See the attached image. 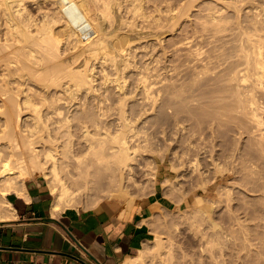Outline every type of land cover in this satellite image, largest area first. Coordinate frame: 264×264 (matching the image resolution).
<instances>
[{
	"label": "bare ground",
	"instance_id": "bare-ground-1",
	"mask_svg": "<svg viewBox=\"0 0 264 264\" xmlns=\"http://www.w3.org/2000/svg\"><path fill=\"white\" fill-rule=\"evenodd\" d=\"M160 1L165 0H159L158 2ZM188 1H192L193 3L194 0ZM131 2L132 1L128 2V4H131ZM133 2L131 9L129 8L130 5H124L122 0H0V94L3 97V95L7 93V96H4L6 98H2L3 101H5L3 105L1 104L3 106L2 113H4V115L1 116L4 117L3 122L1 121L2 123H0L1 219L9 216L10 209H13V206L7 199L6 195L11 190V184L8 181L14 179L15 176L6 177V174L13 173V171L17 169L19 174L16 179L20 178L19 180H21L25 174H28L27 168L29 165L43 170L47 169L52 177L58 181L59 191L57 192L54 201L55 208H64L62 207V204H68L70 206V203L75 200L74 197L76 198L75 195L77 193V195H79V190L76 191L72 189L69 183L63 179L58 167L61 156L57 148L60 146L58 143L63 135L62 132L65 131L71 136L69 139L70 141L75 134L74 130L76 126H78L79 131H81V135L87 144V149L85 150L86 155H83V157L81 155H76L74 152L75 150H73V145L69 146L66 153H70L73 157L79 158L80 161H85L84 166L81 164V167L82 173L85 176L84 182L86 188L96 185L98 181H101L106 176H109L107 182L108 185L112 186L114 184H119L121 183L120 179L124 174H131L136 171L138 166H141V144L137 142L135 143V140L137 139V131L131 127V120L124 107L127 98L126 96L128 94L126 91V75H124L125 77L123 76L124 78L118 77L121 64L125 61L124 66H126L122 68H127L128 70L127 65H130L128 64V61L130 59L132 60L134 57L132 54L133 57L131 58V55L128 59L127 54L130 53L126 51L131 47L130 43L133 40L131 37L134 33L133 27L136 25L133 22H135L134 20L137 18L132 19L134 16L129 18L130 15L125 13L134 10L133 14H138L139 12V14L142 15L145 11V9L143 12L140 11L141 8H144V5L141 6L140 1L138 2L137 0L135 2H138V4ZM216 2H218V0L214 1V6H216ZM167 3L168 5L171 4L170 2H165V4L162 2L161 4L166 6ZM225 3H227V1ZM47 4L51 5L50 7L52 9L47 10ZM161 4L159 3V7L162 6ZM189 4H191V2ZM189 4L187 3L188 6ZM213 5L210 4V6H212L211 10H206V13L209 12L208 15L205 14L206 19L204 21L201 19L203 22L199 20L203 23L201 31H207L210 29L217 31L227 30L228 28L225 25L227 17H224L225 22H221L224 20L223 16L225 15V12L223 11L225 8L224 6L226 5L219 6V4H217L219 6L218 8ZM171 6L172 4L167 9H173ZM32 8L36 11H33ZM155 9L153 10L156 12L159 8L157 7ZM161 9L162 7L160 8V11L167 10L166 8ZM187 9H189V7H187ZM238 9L240 8L238 7ZM153 12L154 11H152V16H150L152 17V20L153 14L155 13ZM251 12L249 14H253ZM160 13L162 12H158V15H160ZM168 13L169 11H167V14ZM256 14L258 13H255V16ZM125 15H128V17ZM161 16H157V19ZM202 16L201 18H203ZM255 16L254 20L258 17ZM144 17L143 20H146L147 17L149 18V16L146 18ZM163 17L165 18L166 16ZM196 17L198 18V16ZM247 17L248 20H252V24L255 22L253 21V18L249 19L250 17ZM126 18H129L130 20H127ZM171 19L172 16L170 18L171 22L168 24L167 21L166 23L168 26L172 24L173 19ZM160 20L165 21L168 20V18H161ZM152 22L155 26V22L157 21L155 19V21L153 20ZM143 23L144 22L142 21L141 25ZM162 23H160V28L163 26ZM256 23L257 18L254 23L255 25L248 23L247 25L249 26L246 25L247 27H243V25H241L243 23H239L241 25L238 24L239 29L236 31L234 30L231 33V36L233 35L234 39H230L231 44L228 45L226 42H223L220 47L217 46V48L214 49L210 48L211 46L206 48V46L202 44L204 41L195 40L198 36L202 38V34L205 35V32L201 33L199 31V26H197V29L198 33H201H199L200 35H197L198 33L195 32L197 29H193L194 32L191 31L194 34L196 33L197 37H193L195 39L191 38L192 33L190 35V32L188 33L192 27L187 30V143L191 144V138L193 139L194 136L199 140L198 142H200V140L202 142L205 134L203 133L204 130L201 131L200 128L202 127V124L205 123L207 125L208 122L210 124L208 126H211V129H215L218 125L223 126V124L225 125L231 122L236 124L239 123V125L240 123L242 125V122L245 121L247 123L250 122L253 123L252 125L257 127V129L264 124V117L262 118V113L260 114L259 112V109H261L260 106L262 105V102L260 101L261 99L259 100L261 94L258 93H264V91H261L264 89V27H262V25L259 26L258 23ZM147 24L142 26H146ZM190 24L191 23H189V25ZM158 25L155 27L158 28ZM189 25H187V27ZM170 26L173 27L172 25ZM190 26L194 25L191 24ZM146 27L148 28V25ZM147 28L145 29L147 30ZM160 28L159 30H161ZM169 28L170 27H168V29ZM136 29L143 30L144 28L136 27ZM163 29L161 31H164ZM170 30L172 29L170 28L168 31ZM132 31L133 33L131 34L130 32ZM214 32L216 33V31ZM151 33L148 35H151ZM165 33L167 34V32ZM92 34H94L95 37L93 36V39L90 38V45H85L87 55L85 54V56L82 57L83 59L80 58L81 56L79 57L80 59L76 56L78 55L76 54L77 52L71 54L72 49L69 44L71 42L68 43L67 39L70 41L71 39L75 40L73 41V44L76 46L78 43H76V41H79L81 44V41L86 35H89L88 37H90ZM130 34L132 35L131 37ZM138 34L140 33H137V35ZM153 34L154 33H152V36H154ZM140 36L138 40L141 38ZM133 37H135V35ZM137 37H135V39ZM160 38L161 36L159 39ZM201 40L204 39L202 38ZM64 42L67 45H64ZM175 42L178 43V41ZM139 47L140 46H138V48ZM85 50L84 52H86ZM134 54L136 53L134 52ZM136 59L134 58L133 60ZM150 61L151 60H149V62ZM141 62L139 63L141 64ZM96 63L101 67V71L105 72L106 70V74H109L107 72L110 68L108 67L109 69L107 70L106 67L104 68V65L112 64V67L113 65L114 67L118 66V70L116 68H114L115 70L113 69V72H116H114L116 78L114 76L113 78L112 76L106 75L109 78H113L112 81H115L114 84L111 80L109 81L113 86L115 85L114 87L118 88L117 91L119 92V98H116V101L121 105L114 112H111V109L114 107H111L107 102V100L112 98L110 94L107 93L110 92V90L107 91V89L103 87L101 88L102 85L104 86L103 83L106 82L107 77L105 78L104 76V80L102 78L101 80L99 79L102 82L99 87L105 89L107 92H101L100 89L99 92L101 93L95 94L92 93L89 88L94 85V81L97 78V73L93 72ZM140 64L137 65L139 66ZM145 64L147 65L148 62ZM146 65H144L145 69L148 67V65ZM132 66H136V64ZM42 67L43 69L46 67L47 70L44 69L46 72L41 69ZM40 69L42 71L38 73V70ZM18 70L20 71V74L17 75L24 79L17 82L19 83L17 86L14 85L16 87L15 89V87H13L14 79H12L11 76ZM110 70L112 72V69ZM124 70L121 71L123 72ZM124 72H126V70ZM139 72L142 73L140 74V80L143 83V91L146 96L149 97L152 92L151 89L153 88L147 82L145 72L143 70ZM28 78H31L32 80L37 79V81L44 80L41 82H43V85L47 86V89H45L42 99H39V97L36 98L33 95V84L29 85V87L23 86V84L28 82V80H26ZM99 80H97V82ZM109 81L107 84H110ZM38 84V86H41L40 83ZM58 85H60V87L62 85L63 90L59 91L57 87ZM52 86L55 87V89L57 87L58 90L53 89L52 91V89H48V87L50 88ZM35 88L37 87H34V89ZM82 88H85L83 94L79 92ZM91 88L94 87L92 86ZM180 89L182 90V87H180ZM35 90L37 91V89ZM36 91L34 93L37 94L39 91ZM173 91H175L174 93L176 96H186L185 92L182 94L183 90L176 91L174 88ZM39 93H41V91ZM75 99H78V101ZM91 105L95 106L99 117H106L115 114L116 121L112 123H104L103 120L100 122L95 117H90L91 119H89L88 117L90 114L81 111H85V109L88 111L87 108L90 109ZM25 109L30 111L28 112V115L24 113ZM74 110H78V113L73 114ZM191 123L200 126L199 129L195 127L198 131L195 128L193 130L190 129ZM247 123L244 126L245 129H247ZM90 127H94V130H91ZM78 128L76 130H78ZM239 130L242 131L241 129ZM251 133L253 132L251 131ZM263 133H260L261 136ZM42 135H44L45 139H43L41 149H37L35 143L40 139L38 137H41ZM251 135L253 136V134ZM46 142H50L51 145H47ZM200 143H193V145H190L191 149L193 148L195 150L196 156H199L200 152L206 153V151H208V147L205 146L206 144L204 143L203 145ZM191 149H189L190 151H187L188 153L191 152L193 154L194 150L192 149V152ZM209 149L211 150V148ZM89 153L90 155L87 156ZM195 155L193 157H195V161L197 159L196 162L198 163L199 159ZM190 159L191 158L188 160ZM191 163L194 164L195 162L191 160ZM196 166L199 167V165ZM92 179H94V183L91 181ZM213 228H215V225ZM218 229L220 230L221 228ZM147 250L148 248L145 245L138 255L125 261L123 264L140 263L141 260L145 259L144 257H146V254L144 255V253H147Z\"/></svg>",
	"mask_w": 264,
	"mask_h": 264
},
{
	"label": "rangeland",
	"instance_id": "rangeland-1",
	"mask_svg": "<svg viewBox=\"0 0 264 264\" xmlns=\"http://www.w3.org/2000/svg\"><path fill=\"white\" fill-rule=\"evenodd\" d=\"M130 1L133 2V0H122V3L124 5H130L129 8H131L132 2L131 4H128ZM136 1L134 0L133 3ZM139 1L141 2V6L144 5V8H141L140 10L143 12L145 9L144 14L142 13L141 15L138 12V14L136 13V16V14H133L134 10L131 11L132 15L130 11L125 13L131 16H129V18H132V16H134L132 19L137 18L134 20L135 22H133L137 25L133 27L134 33L133 31L130 33H133V36L135 35V37L141 35V38L138 40L139 36L135 39V37L130 34V37L132 36L131 38L133 39H131L132 41L130 43L131 51L130 49L126 51L130 53L127 54L128 59L129 56L132 54L134 55V57L133 55L131 56V58H133L130 60L132 61V65L136 64V66H132L131 61L127 60L130 65H127L128 70L127 68H124L126 70V72H124L125 70L122 68L126 66H124V61L121 64V67H119V75L121 76L118 75V71L117 75L120 78H124V75H126V91L128 94L126 96L127 98L124 107L131 120V127L137 131V139L135 140V143L137 142L141 144V166H138L136 171L131 174H124L121 177V183L119 184H114L112 186L108 185L107 182L109 176H106L101 181H98L96 185L86 188L84 182L85 176L82 173L81 167V164L84 166L85 161H80L79 158H75L70 153H66L69 146L73 145V150H75L74 152L76 155H81L82 157L83 155H86L85 150L87 149V144L85 139L82 137L78 126L75 127V134L70 141L69 139L71 136L63 131V135L58 143L60 146L57 148L61 156L58 167L63 179L69 183L71 188L76 191L79 190V195H77L78 193L75 195L76 198L74 197L75 200L70 203V206H76L79 208H99L102 205L110 204L120 212L124 213L132 211L139 201L146 198V196L154 190L155 186L158 185L163 188L164 194L167 197L165 198L167 207L164 210L157 211V216L154 221L155 237L148 245H146L148 248V252L144 253V255L146 254V257H144L145 259L141 260L138 264H264V124L257 129V127L252 125L253 123H247L245 121L248 125L246 126L247 129H245V122H242V125L241 123L239 125V123L236 124L231 122L225 125L223 124V126L220 125L221 127L218 125L215 129H211V126H208L210 125L208 122L207 125L205 123L202 124L201 129L200 126L191 123L190 129L193 130L196 127L198 129L200 128L201 131L204 130L205 132L203 131V133L205 134V137L202 139L203 143L201 140V143L198 142L199 140L195 138L196 136H194L193 139L191 138V144L187 143V34L189 32V35L191 33L194 34L193 29L195 30L197 29V26H199V31L201 33L205 32V35L202 34L203 37L201 36L204 40H201L202 38H200V36L197 37V35L201 34L200 32V34L198 33V29L195 30L198 34L196 35L195 33V36L191 34V38L197 37L196 39H193L204 41L202 44H204L206 48H209L210 46L212 49L217 48V46L220 47L223 42L230 45V39L234 40L231 33L234 30L236 31L239 29L238 26L241 23H243L241 24L243 27L248 23L255 25L254 23L257 18L258 25L264 27V0H224L225 2L227 1V3L223 0H218L216 3L219 4V6L226 5L224 6L225 8L223 7V12H225L226 15L223 16V19L224 17H227L226 22L225 19L221 22H225L228 29L222 31L210 29L207 30L208 32L201 31L203 23L200 21H202L201 19H203V21L206 19L205 16L209 13H206V10H211L212 6H210V4H215V0H194L193 3L190 1L191 4H189L190 2L188 0H165L160 2H158L159 0H138V2ZM138 2L135 4H138ZM162 2L163 4H165V2H170L174 11L173 9H171L172 11L167 9L171 4L168 5L167 3L168 6H165L161 4ZM159 3L162 5V9L166 8L167 10L164 11L161 9L162 11H160L161 7H159ZM217 4L216 6L218 8L219 6ZM47 6V10L52 9L50 7L51 5L47 4ZM157 7L159 9L155 12V8ZM187 7H189V9H187ZM238 7L240 9H238ZM33 11L36 10L33 9ZM152 11L155 12H153V20L155 21L156 19L157 22H155V26L157 27L159 24L158 28L153 25L152 17H150L152 16ZM167 11H169L168 14ZM249 11H252L251 13L253 14H249ZM158 12L164 14L160 13V15H158ZM255 13H258L256 14L258 17L255 16ZM169 14L170 18L172 16L173 19H171L172 24H170L173 27L170 25L168 26L171 22ZM128 15L125 16L128 17ZM138 15L142 17H139ZM147 16H149L151 20ZM157 16L161 17H158L157 19ZM163 16H166L165 18H168V20H160L161 18L165 19ZM196 16L200 18L198 19ZM201 16L203 18H201ZM247 16L250 17L249 19L253 18V21L255 22L252 24V20H248ZM254 16L256 17L255 20ZM143 17H147L148 20L147 18L146 20H143ZM129 18L126 19L130 20ZM139 21L141 23L142 21L144 22L142 25L148 23V28L146 27L147 25L142 26ZM167 21L168 24H166ZM160 23L163 25L161 28ZM189 23L194 26H190L191 24L189 25ZM187 25H189L190 28L189 26L187 27ZM136 27H142L144 29L139 30L140 28L136 29ZM168 27L172 30L168 31L170 29H168ZM145 28H147V30ZM159 28L164 31L159 30ZM189 29L191 30L187 33V30ZM213 30L216 31V33ZM149 31L150 33H154V36H152V33L151 35H148L150 34ZM159 32H163L165 36L163 33L160 34ZM165 32H167V34ZM137 33L140 34L137 35ZM159 34L161 36L160 39ZM88 36L86 35L84 38L86 40L83 39L84 41H81L82 43L84 42L83 44L76 41V43H79H77V47L73 44V41L75 40L71 39L70 41L67 39L68 43L71 42L69 43L73 51V53L71 51V54L77 52L76 54L78 55L76 56H78V58L80 56V58L84 57L85 54L87 55L85 45H90L89 42L93 39L92 37L94 34L90 37ZM175 41H178V43ZM66 43L64 42V45ZM138 46H140V49ZM83 49L86 52H84ZM78 51L81 53L79 54ZM134 52L136 54L138 52V54L136 55ZM134 58L137 59L133 60ZM149 60L151 61L149 62ZM145 61L148 62V67L146 69L144 66L146 65ZM137 64L140 65L138 66ZM96 65L93 69V72L97 73V78L94 81L95 83L92 85L94 88H91L92 86L89 88L91 92L95 94L107 92L109 90L110 92H113H107L112 97L110 100H107V102L111 107H114L111 109V112H114L121 105L116 101V98H119V92L117 91L118 88L114 87L115 85L113 86L115 81H112L114 77L116 78V76H114L116 75V72L114 71V73L113 69L116 68L118 70V66L114 67L113 65L112 67V64L104 65V68L106 67L107 70L109 68L112 69V72L110 69L108 70L107 73L110 74L111 72L109 75L105 73L106 70L105 72L101 71V67L98 63H96ZM136 68L139 71L143 70L145 72L147 82L153 88L151 89L152 92L149 97L146 96L143 91V83L140 80V74L142 73ZM41 69H43V67ZM41 69L38 70V73L42 71ZM44 69L47 70L46 67H44ZM44 69L43 71H45ZM121 70L124 71L122 72ZM17 74H20L19 70L11 76V78L14 79L13 87L19 84L17 82L24 79ZM106 75L114 77L109 78ZM104 76L105 78L107 77L106 82L103 83L104 86H101L100 84H102V82L100 80L101 78L103 79ZM26 80H28V84L25 83L26 85L23 84V86L29 87V85L33 84L32 87H37L35 89L39 92L41 91V93H39L33 87V91L31 90L33 95L36 98L39 97V99H42L44 91L47 89V86L43 85V82H41L44 80L37 81V79L32 80L31 78ZM97 80L99 81L97 82ZM109 80H111L113 84ZM108 81L110 84H107ZM38 83H40L41 86H38ZM99 85L101 88L103 87L107 89V91L101 89ZM52 87H48V89H52L53 91V89L56 90L58 87L59 91L63 90L62 85L61 87L58 85L56 89L55 87ZM180 87H182L183 90L182 94L185 92V97L175 95L173 89L175 88L176 91H182ZM100 89L101 92H99ZM83 90L85 91V88H82L79 92L83 94ZM35 91L37 94L34 93ZM261 91H264V89ZM258 93L261 94L259 100L261 99L262 107L260 106L261 109H259V112L260 114L262 113L261 115L263 118L264 93ZM6 94L3 95V97L7 96ZM3 97H0V123L3 122L4 117L1 115H4V113H2V105L5 101H3V99L6 97ZM75 100L78 101V99ZM87 109L88 111L85 109V111L81 112L90 114L88 117L89 119L95 117L100 122L103 120L104 123H112L116 121L115 114L106 117H99L94 105H91V108ZM28 112L30 111L25 109L24 113L28 115ZM74 113H78V110H74L73 114ZM77 128L78 130H76ZM90 129L94 130V127H90ZM251 131L253 133H251ZM260 133H263V135L261 136ZM251 134H253V136ZM38 138L42 139L41 141L38 139L35 145L37 149H41L43 139L45 138L44 135ZM196 141L203 145L205 143V146L208 147V151H206V153L200 152L199 156H196L195 150L192 148L195 152L194 153L190 147L193 143L197 144ZM46 143L47 145H51L50 142ZM209 148H211V150ZM189 149H191L193 154L191 152L188 153L187 150ZM89 155L90 153L87 154V156ZM194 155L199 159L198 163L196 162L197 159L195 161V157H193ZM189 158L191 159L188 160ZM191 160L195 162V165L191 163ZM196 165H199V167ZM27 169L28 174H25L21 180H19L20 178L16 179L19 174L17 169L13 171V173L6 174V177L15 176L14 179L8 181L11 184V190H13V187L14 189H17V185L20 182L25 183L27 178L37 174H43L49 180V186L55 199L57 192L59 191V183L52 177L51 173L48 172L47 169L43 170L30 165ZM93 180L94 179L91 181ZM199 181L204 184L202 185ZM62 205V207L69 206L68 204ZM214 225L215 228H213ZM218 228L221 229L219 230ZM204 242L207 243L205 244Z\"/></svg>",
	"mask_w": 264,
	"mask_h": 264
},
{
	"label": "crops",
	"instance_id": "crops-1",
	"mask_svg": "<svg viewBox=\"0 0 264 264\" xmlns=\"http://www.w3.org/2000/svg\"><path fill=\"white\" fill-rule=\"evenodd\" d=\"M165 198L157 185L124 213L110 204L57 209L48 178L31 176L7 193L13 209L0 218V264H123L154 239Z\"/></svg>",
	"mask_w": 264,
	"mask_h": 264
},
{
	"label": "built area",
	"instance_id": "built-area-1",
	"mask_svg": "<svg viewBox=\"0 0 264 264\" xmlns=\"http://www.w3.org/2000/svg\"><path fill=\"white\" fill-rule=\"evenodd\" d=\"M39 264H45V263H39Z\"/></svg>",
	"mask_w": 264,
	"mask_h": 264
}]
</instances>
